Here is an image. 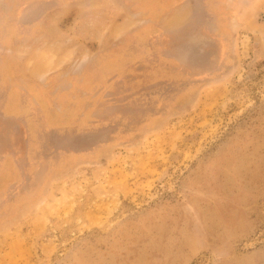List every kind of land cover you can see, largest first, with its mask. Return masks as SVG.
Returning a JSON list of instances; mask_svg holds the SVG:
<instances>
[{
    "label": "rangeland",
    "instance_id": "obj_1",
    "mask_svg": "<svg viewBox=\"0 0 264 264\" xmlns=\"http://www.w3.org/2000/svg\"><path fill=\"white\" fill-rule=\"evenodd\" d=\"M0 264H264V0H0Z\"/></svg>",
    "mask_w": 264,
    "mask_h": 264
}]
</instances>
